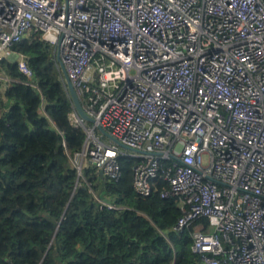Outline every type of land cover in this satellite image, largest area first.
<instances>
[{"label": "built area", "instance_id": "obj_1", "mask_svg": "<svg viewBox=\"0 0 264 264\" xmlns=\"http://www.w3.org/2000/svg\"><path fill=\"white\" fill-rule=\"evenodd\" d=\"M34 32L94 119L68 115L86 132L78 174L87 159L117 179L133 157L138 194L161 172L177 198L173 231L207 219L191 233L202 264H264V0H0V59L27 77L12 46Z\"/></svg>", "mask_w": 264, "mask_h": 264}, {"label": "trees", "instance_id": "obj_2", "mask_svg": "<svg viewBox=\"0 0 264 264\" xmlns=\"http://www.w3.org/2000/svg\"><path fill=\"white\" fill-rule=\"evenodd\" d=\"M12 51L31 76L0 59V264H202L191 233L207 219L173 231L177 198L160 195L161 172L149 195L138 194L133 157H117V179L89 162L78 174L72 158L86 132L68 118L74 107L52 48L34 32Z\"/></svg>", "mask_w": 264, "mask_h": 264}, {"label": "water", "instance_id": "obj_3", "mask_svg": "<svg viewBox=\"0 0 264 264\" xmlns=\"http://www.w3.org/2000/svg\"><path fill=\"white\" fill-rule=\"evenodd\" d=\"M57 59L59 60L58 56H57ZM62 68V72L64 74V78H65V82H66V88H67V91H68V94L70 96V99H71V102H72V105L77 113V115L85 122H89L91 124H94V119L88 115L86 113V111L84 110V107L81 103V100L78 96V94L76 93L73 85L71 84V82L69 81L63 67L61 66ZM96 129L98 130V132H100V134L105 137L106 139H109L111 141H113L114 143H116L118 146L122 147V148H125V149H129L127 146L123 145L122 143H120L118 140H116L115 138H113L112 136H110L107 131L105 129H103L102 127H100L99 125L96 126Z\"/></svg>", "mask_w": 264, "mask_h": 264}, {"label": "rangeland", "instance_id": "obj_4", "mask_svg": "<svg viewBox=\"0 0 264 264\" xmlns=\"http://www.w3.org/2000/svg\"><path fill=\"white\" fill-rule=\"evenodd\" d=\"M12 52V51H11ZM2 56H4L5 55V57H7L8 59H10V60H16V58H17V56H15V54H12V55H10V56H7V54H1ZM89 126H92V125H90L89 124ZM96 133L103 139V140H107L105 137H103L101 134H100V132H98V130L96 129ZM89 161L87 160V159H84V161H83V163H88ZM83 163H82V165H83ZM75 164V163H74Z\"/></svg>", "mask_w": 264, "mask_h": 264}]
</instances>
